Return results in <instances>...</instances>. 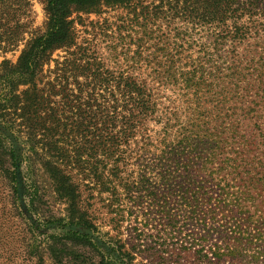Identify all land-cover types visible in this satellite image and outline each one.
Returning <instances> with one entry per match:
<instances>
[{"label": "trees", "instance_id": "16d2710c", "mask_svg": "<svg viewBox=\"0 0 264 264\" xmlns=\"http://www.w3.org/2000/svg\"><path fill=\"white\" fill-rule=\"evenodd\" d=\"M42 1L45 31L0 66V162L21 180L41 163L97 264L133 255L96 233L81 185L118 222L165 213L175 227L184 213L200 230L181 246L201 263L264 264V0ZM30 6L0 0L4 49ZM84 14L99 17L108 57L79 39Z\"/></svg>", "mask_w": 264, "mask_h": 264}, {"label": "rangeland", "instance_id": "374dc122", "mask_svg": "<svg viewBox=\"0 0 264 264\" xmlns=\"http://www.w3.org/2000/svg\"><path fill=\"white\" fill-rule=\"evenodd\" d=\"M30 16L21 17V40L16 47L0 49V66L3 60L16 63L25 48L26 41L33 34L42 33L46 28L45 5L42 0H29ZM106 15H103L105 18ZM108 17V16H107ZM99 17L95 14L83 15L84 24H77L79 39L88 38L97 45L98 53L108 57L107 38L95 24ZM6 37V33L2 34ZM110 39V38H109ZM108 43H111L109 41ZM64 49L53 52L50 69L55 67V59H62ZM49 66L45 67L48 71ZM138 75L147 77V74ZM49 74V73H47ZM47 79L45 75L44 80ZM20 89H24L23 86ZM162 100L171 106L176 97L171 91H162ZM0 162V264H97L99 255L91 246L76 243L69 224L72 213H67L68 203L58 197L54 184L40 162H31L24 170L21 180L19 171L5 156ZM15 171V174L14 172ZM26 173V174H25ZM14 175V177H13ZM83 205L91 210L97 226V234L105 241H121L125 250L132 253V259L124 258L118 264H204L196 260L195 249L185 250L183 241H192L189 236L197 232L199 226L187 219L184 213H177L178 225L172 227L165 213H122L118 222L117 213H106L103 202L91 197V190L80 186ZM36 195L31 196L30 193ZM96 196V193H94ZM93 204V205H92ZM174 230V231H173ZM174 234H173V233ZM172 233V234H171ZM174 237L172 240L170 239Z\"/></svg>", "mask_w": 264, "mask_h": 264}]
</instances>
